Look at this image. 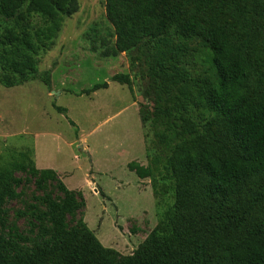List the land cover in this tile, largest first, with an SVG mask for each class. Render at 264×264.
Segmentation results:
<instances>
[{"label": "trees", "instance_id": "trees-1", "mask_svg": "<svg viewBox=\"0 0 264 264\" xmlns=\"http://www.w3.org/2000/svg\"><path fill=\"white\" fill-rule=\"evenodd\" d=\"M79 8L78 0H0L1 15L16 25L0 35V85L40 78L49 86V78L37 76L35 55L54 44L64 18ZM105 8L116 41L104 56L151 43L161 153L129 169L140 178L164 173L174 206L131 255L120 256L86 222L68 228L67 216L85 199L60 181L63 200L46 197L50 239L31 251L0 235V264H264V0H105ZM34 15L48 25L19 32ZM193 40L203 45L205 74L186 67ZM112 80L131 84L123 73ZM108 87L97 83L82 94ZM35 170L40 182L58 178L52 169ZM14 171H0V205L18 196Z\"/></svg>", "mask_w": 264, "mask_h": 264}, {"label": "rangeland", "instance_id": "rangeland-1", "mask_svg": "<svg viewBox=\"0 0 264 264\" xmlns=\"http://www.w3.org/2000/svg\"><path fill=\"white\" fill-rule=\"evenodd\" d=\"M78 1L79 11L64 18L54 44L35 55L37 76L49 78L50 85L40 78L12 88L0 85V171L15 169L18 194L0 205V235L31 251L43 246L50 239L44 227L51 226L46 197L61 202L63 181L85 199L84 208L67 216L68 228L84 221L104 246L128 256L166 221L175 202L171 179L164 173L155 171L147 180L151 187L144 190L129 169L146 149L149 162L161 153L153 120L161 102L151 76V43L145 40L131 51L104 56L116 41L105 0ZM47 25L34 15L17 30L35 32ZM13 27L15 22L0 13V35ZM189 46L186 67L205 74L202 43L193 40ZM2 48L0 43V52ZM120 73L130 76V85L112 80ZM103 82L109 87L82 94ZM54 105L67 108V113ZM35 163L39 169L56 170L58 178L40 182Z\"/></svg>", "mask_w": 264, "mask_h": 264}, {"label": "crops", "instance_id": "crops-1", "mask_svg": "<svg viewBox=\"0 0 264 264\" xmlns=\"http://www.w3.org/2000/svg\"><path fill=\"white\" fill-rule=\"evenodd\" d=\"M67 109V108H66ZM67 111H68V109H67ZM82 139L81 138H79V141L82 143V141H81ZM84 144H85V142H83ZM86 147H87V149L86 150H88L89 151V145L86 143ZM35 162V161H34ZM139 163L140 164H142V165H144V166H147L148 165V163H149V159H148V153H147V149H146V152H145V156H142L141 157V159L139 160ZM35 166H36V168L37 169H39L38 167H37V165H36V163H35ZM39 170H47V169H39ZM52 170H54V169H52ZM54 171H56V170H54ZM57 172V171H56ZM58 173V172H57ZM59 174V173H58ZM138 179L139 180H141L142 182H143V187H142V189L144 188V190L146 189V188H150L151 187V185L149 184V185H147V180H148V178H140L139 176H138Z\"/></svg>", "mask_w": 264, "mask_h": 264}]
</instances>
